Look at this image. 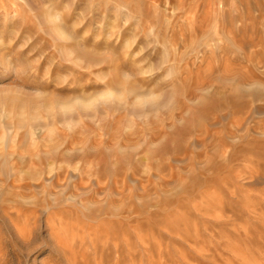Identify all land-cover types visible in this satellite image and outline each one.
Returning <instances> with one entry per match:
<instances>
[{
  "label": "rangeland",
  "instance_id": "obj_1",
  "mask_svg": "<svg viewBox=\"0 0 264 264\" xmlns=\"http://www.w3.org/2000/svg\"><path fill=\"white\" fill-rule=\"evenodd\" d=\"M0 264H264V0H0Z\"/></svg>",
  "mask_w": 264,
  "mask_h": 264
}]
</instances>
